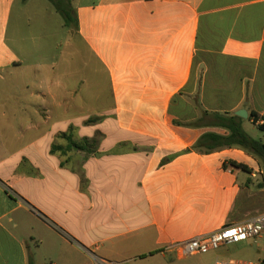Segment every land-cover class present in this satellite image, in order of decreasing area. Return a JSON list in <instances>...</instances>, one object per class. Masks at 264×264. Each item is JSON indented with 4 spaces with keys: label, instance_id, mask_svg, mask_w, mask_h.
<instances>
[{
    "label": "crops",
    "instance_id": "0c3cea01",
    "mask_svg": "<svg viewBox=\"0 0 264 264\" xmlns=\"http://www.w3.org/2000/svg\"><path fill=\"white\" fill-rule=\"evenodd\" d=\"M18 2L0 0V264L171 263L173 245L239 223L259 160L193 148L229 135L201 110H246L262 140L264 0H72L76 31ZM32 4L68 53L26 45Z\"/></svg>",
    "mask_w": 264,
    "mask_h": 264
},
{
    "label": "rangeland",
    "instance_id": "374dc122",
    "mask_svg": "<svg viewBox=\"0 0 264 264\" xmlns=\"http://www.w3.org/2000/svg\"><path fill=\"white\" fill-rule=\"evenodd\" d=\"M24 1V0H23ZM46 2L44 3H51L49 0H44ZM21 5H23L22 0H19L17 7L21 8ZM28 12L33 13L32 22L27 23L28 25H23V33L22 36L28 41L26 42V45L32 46L33 44L38 47V51H46L48 53L53 50V53L57 52H65L68 53L66 48H68V45L65 44L64 41V34L62 32L59 33V30H61L60 26H57L53 23H50L51 25L44 26L41 24L40 20H36V17H38V14L41 9L38 7H35L34 4L30 6V8H27ZM61 19V18H60ZM24 22V21H23ZM62 22V20H61ZM16 21L12 23L11 26V33L13 32L12 29H15ZM63 31V30H62ZM29 37L36 38L37 40L33 43L30 41ZM77 46V44H75ZM72 50V48L69 50V52ZM83 52L85 54V60L88 63L86 66V71L89 70L90 67H92V57L90 56L88 50L86 47H84ZM39 63H45L46 61H49L51 59L46 57H39L36 59ZM67 60V58H64L63 61ZM78 58H70V62L74 68H78L77 62ZM82 63H80V69L82 68ZM87 78H90L89 73H87ZM103 93H106L103 90ZM106 105V100H104ZM104 105V106H105ZM259 132H255V136L257 138L260 136L263 143H264V132L261 130H258ZM253 132V131H251ZM256 186L253 188L252 192H248L246 195V201L244 206L242 208H239V220L238 222H242L244 220H247L255 215L261 214L264 212V178L259 177L256 180ZM263 185V187L259 186ZM261 256L260 249L257 248V246L253 242H247V243H240L235 244L231 246H225L218 250L211 251L207 254H199L195 256H189L181 259H174L173 261H160L159 264H215L217 260H226V259H241V260H258Z\"/></svg>",
    "mask_w": 264,
    "mask_h": 264
},
{
    "label": "trees",
    "instance_id": "16d2710c",
    "mask_svg": "<svg viewBox=\"0 0 264 264\" xmlns=\"http://www.w3.org/2000/svg\"><path fill=\"white\" fill-rule=\"evenodd\" d=\"M26 1V0H24ZM54 6L55 10L62 17L65 26L71 31H76L79 27L76 10L73 7L72 0H49ZM196 105L198 99L194 100ZM200 120H206L208 117L214 119L213 125L223 126L229 131V135L226 137L218 136L215 134L204 135L194 146L193 149L199 152H206V154L214 152L219 149H241L248 154L254 156L259 160L261 169L264 172V143L262 140L252 138L243 127V120L236 115H220L209 114L206 111L201 110ZM253 123L256 125L259 122L258 115L252 113L250 116ZM259 130L264 132V123L258 125ZM71 145L78 146L70 140ZM232 165L246 170L243 165H239L235 162H231ZM226 167V165H225ZM264 178V174H263ZM263 187V185H259Z\"/></svg>",
    "mask_w": 264,
    "mask_h": 264
},
{
    "label": "built area",
    "instance_id": "2783aa9c",
    "mask_svg": "<svg viewBox=\"0 0 264 264\" xmlns=\"http://www.w3.org/2000/svg\"><path fill=\"white\" fill-rule=\"evenodd\" d=\"M247 242H253L260 249L261 256L258 260L226 259L217 260L215 264H264V212L212 233L177 243L172 248L180 258H185Z\"/></svg>",
    "mask_w": 264,
    "mask_h": 264
},
{
    "label": "water",
    "instance_id": "95a60500",
    "mask_svg": "<svg viewBox=\"0 0 264 264\" xmlns=\"http://www.w3.org/2000/svg\"><path fill=\"white\" fill-rule=\"evenodd\" d=\"M237 116L247 119L249 117L248 112L246 110H240L236 113Z\"/></svg>",
    "mask_w": 264,
    "mask_h": 264
}]
</instances>
